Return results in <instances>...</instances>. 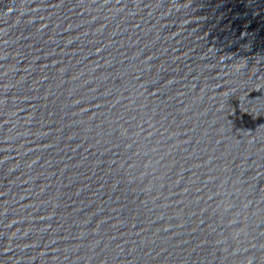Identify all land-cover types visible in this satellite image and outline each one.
<instances>
[{
	"label": "water",
	"instance_id": "95a60500",
	"mask_svg": "<svg viewBox=\"0 0 264 264\" xmlns=\"http://www.w3.org/2000/svg\"><path fill=\"white\" fill-rule=\"evenodd\" d=\"M0 264H264V0H0Z\"/></svg>",
	"mask_w": 264,
	"mask_h": 264
}]
</instances>
